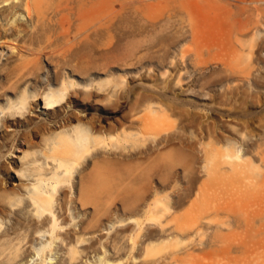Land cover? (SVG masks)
Segmentation results:
<instances>
[{
	"label": "rangeland",
	"instance_id": "374dc122",
	"mask_svg": "<svg viewBox=\"0 0 264 264\" xmlns=\"http://www.w3.org/2000/svg\"><path fill=\"white\" fill-rule=\"evenodd\" d=\"M0 41V146L45 123L24 154L71 167L52 220L10 174L0 264H264V0H0Z\"/></svg>",
	"mask_w": 264,
	"mask_h": 264
},
{
	"label": "bare ground",
	"instance_id": "6f19581e",
	"mask_svg": "<svg viewBox=\"0 0 264 264\" xmlns=\"http://www.w3.org/2000/svg\"><path fill=\"white\" fill-rule=\"evenodd\" d=\"M28 8V7H27ZM30 8V7H29ZM22 9V8H21ZM14 20V19H13ZM33 35V34H32ZM32 35H31V37H32ZM28 37H30V36H28ZM27 37V39L26 40H28L29 38ZM30 37V38H31ZM32 40V39H31ZM33 41V40H32ZM26 42V41H25ZM25 42H24V44H25ZM31 42V41H30ZM0 43H1V41H0ZM31 45V44H30ZM29 45V46H30ZM2 46H3V44H2ZM9 46V45H8ZM23 46H25V48H26V46L27 47H29L28 45H22L21 47L23 48ZM31 47H32V45H31ZM24 48V49H25ZM26 49H28V48H26ZM29 49H30V47H29ZM31 50V49H30ZM25 51H27V50H25ZM33 52V51H32ZM33 53H35V52H33ZM35 55H36V53H35ZM36 56H39V53H37V55ZM36 59V58H35ZM2 79L4 80V82H5V84H7V82H9V74H8V72H5V74L3 73V76H2ZM23 82V81H22ZM10 87V86H9ZM2 87H0V89H1ZM15 88H17V85H16V87ZM4 89V91H2V92H0V102L1 101H3V99L2 98H4L5 96H8V94L10 93V89H12L11 87H10V89H5V88H3ZM10 90V91H9ZM16 91V90H15ZM69 91V85H64V86H62L60 89H58V90H54V91H52L51 93H49V94H47L45 97H44V100H43V102H44V109H46L47 111L48 110H51V109H53L54 107H57L61 102H63V100L65 99V96H66V93ZM39 97V96H38ZM152 98V97H151ZM6 101V104L5 105H9V104H11V102H8V100H5ZM21 103H16L15 104V106H19ZM60 107V106H59ZM21 109V108H20ZM11 110H15V109H11ZM22 110V109H21ZM84 111H86V109L84 110ZM19 112V111H18ZM13 112H11V111H8V110H6V109H1L0 110V125H1V127H4V126H6L7 124H12V117H13ZM72 116V115H71ZM20 117V116H19ZM83 118V117H82ZM62 121V120H61ZM66 121V120H65ZM69 120H67L66 122H64V123H67ZM76 121H78L77 120V118H76ZM84 121V120H83ZM90 121V120H89ZM40 123V122H39ZM82 123V122H81ZM35 123H33V125H34ZM38 124V123H37ZM83 124V123H82ZM82 124H80V121H78L74 126H72V129H70V131L68 130V127H67V133H66V131H65V129H63V131H65V133H60V132H63L62 130H59L58 131V133H60V135H65L64 136V139H62V142H60V143H57V142H55L56 143V146H57V144L59 145H71V144H75L76 142L77 143H80V144H85V143H87V141L89 140V138H94V136H95V133L93 132L94 131V127L93 126H91L92 128L90 129L89 127H90V125H86V124H83V125H85L86 127H84V126H82ZM30 125V124H29ZM32 125V124H31ZM57 125V124H56ZM67 125V124H66ZM116 125V124H115ZM115 125H110L109 126V131H112L113 132V130H114V128H115V130H116V127H115ZM49 126H51V125H48V124H45V123H42V124H38V125H36V127L34 126V128L33 127H31V133H30V135L29 134H24V131L22 130H18L17 132L15 131L14 133H13V135L11 136V138L10 139H7L6 137V139L3 141V144L1 143V146H0V151H1V161H0V191H1V189L3 190V189H5L6 187H8V186H10L11 185V180H10V178H11V173H12V176H13V174H14V177L17 179L18 178V180H20V184L18 185V186H16V188H14L13 189V191H12V193H8V196L9 195H12V196H14L13 194L14 193H17V196L19 197L20 195L21 196H24L25 197V194H27L28 196H30L27 200H29L28 202H29V204H31V205H34L33 207L35 208V210H37V212H45V211H47L48 212V214L46 215V217H45V219L46 220H52V218L54 219L55 217H56V215L54 214V212L52 211V208H53V199L55 198V194L59 191V189H60V187H61V185H62V183H63V181L65 180L64 179V177L66 176V175H68L69 173H71V167L70 166H65L64 167V170H61V168H63V166H61V164H57V165H52V164H49V165H45V161H44V164L43 163H41L42 165H40V160L39 159H35V157H34V159H30L29 160V155H25L24 154V152H26V151H23V147L25 148V147H30V148H32L33 147V145H32V140H33V138H34V136H37V135H39L40 133H41V131L42 130H45V129H48V127ZM64 126V125H63ZM63 126H61V127H63ZM88 126V127H87ZM58 127V126H57ZM59 127H60V125H59ZM52 128H54V127H52ZM63 128H66L65 126L63 127ZM9 129V128H8ZM29 129V128H28ZM62 129V128H61ZM30 130V129H29ZM12 131V130H11ZM49 132H51L50 130H48ZM46 133H47V131H45ZM69 132H73L74 134H75V136H74V134L72 135V133H69ZM100 132V131H99ZM5 133V132H4ZM42 133H43V131H42ZM41 133V134H42ZM56 133V132H55ZM55 133H53V135H51L52 134V132L49 134L52 138H53V136L54 137H58V136H55ZM58 133H56V135L58 134ZM102 135H103V132H100ZM78 134V135H77ZM100 134V135H101ZM8 135V134H7ZM101 135V136H102ZM105 135V134H104ZM129 135V134H128ZM48 136V135H47ZM98 136H99V134H98ZM98 136H96V137H98ZM100 136V137H101ZM1 137H3V136H1ZM44 137V136H43ZM47 138V137H46ZM52 138H50V139H52ZM56 138H55V140H56ZM77 138V139H76ZM102 138H104V137H102ZM180 138V137H179ZM44 140V144H45V137L43 138ZM48 139V138H47ZM54 139V138H53ZM95 139V138H94ZM101 139V138H100ZM102 140V139H101ZM167 140V139H166ZM166 140H165V142H166ZM49 141V140H48ZM51 141H53L54 142V140H51ZM93 141V140H92ZM95 141H97V139H95ZM175 141V140H174ZM191 141H194V140H191ZM1 142V141H0ZM53 142H51V143H53ZM94 142V141H93ZM195 143V142H194ZM234 143V142H233ZM93 144V143H92ZM170 144V143H169ZM47 145H49V146H52L53 144H50V141H49V144H47ZM55 145V144H54ZM238 145V144H237ZM48 146V147H49ZM165 146V145H164ZM234 146V145H233ZM232 146V148H234ZM27 147V148H28ZM226 147V146H225ZM228 147V146H227ZM211 148V147H210ZM224 148V147H223ZM236 148V147H235ZM5 149V151H4V153H3V150ZM156 149V148H155ZM157 149H160V147L158 148L157 147ZM156 149V150H157ZM220 149V148H219ZM223 150H225V149H223ZM233 151H235L234 152V154L236 155L237 154V156H239L238 155V153L240 154V157H242V154H241V152H239V149H238V153L236 152V149H232ZM23 152V153H22ZM28 152H30V155H33L32 153L33 152H31V151H28ZM226 152V151H225ZM6 153H7V155H6ZM18 153H22L23 155H25V157H22V155H21V157L19 158L18 157ZM227 153V152H226ZM229 154H230V152H229ZM233 154V157L235 156ZM228 155V154H227ZM29 156V157H28ZM102 156V155H101ZM237 156H235V157H237ZM96 157H99V154H97V155H95V158ZM228 157H229V155H228ZM232 157V158H233ZM32 158V157H31ZM232 158H230V159H232ZM106 159V158H105ZM250 159V158H249ZM244 160H248V159H245L244 158ZM14 162V163H13ZM239 162V161H238ZM242 162V161H241ZM250 162H251V160H250ZM16 164H18V165H20V170L19 171H17V172H15V173H13V171H16V170H14L15 169V167H16ZM66 164V163H65ZM43 165H45V166H43ZM47 166H49V168L47 167ZM23 169V170H22ZM21 170H22V172L24 171H26V173H21ZM74 170H75V168H74ZM74 172V171H73ZM103 173V172H102ZM10 175V176H9ZM2 177V178H1ZM10 177V178H9ZM186 177V176H185ZM13 178V177H12ZM186 179V178H185ZM26 182H29L30 183V185H31V187H29L28 186V188H25V185H27V183ZM5 191V190H4ZM3 191V192H4ZM5 193V192H4ZM16 196V195H15ZM21 199H22V197H21ZM55 200V199H54ZM81 202H83V201H81ZM182 204V203H181ZM85 205V204H84ZM83 205V206H84ZM157 207V206H156ZM33 208V209H34ZM83 208V207H82ZM5 209V207L0 203V215L2 214V212H3V210ZM155 209V208H154ZM154 211V210H153ZM3 214H4V212H3ZM50 216V217H49ZM1 218V217H0ZM42 218V217H41ZM39 219V218H38ZM2 220V219H1ZM0 220V221H1ZM19 220V219H18ZM39 221V220H38ZM38 221H36V220H34L33 221V223H31V230L28 232V236L30 237V238H36L37 237V235L35 234L34 235V233H35V228H34V226H37V224H38ZM41 221H43V220H41ZM2 222H3V220H2ZM21 224L23 225L24 224V221H23V219L21 218ZM1 223V222H0ZM41 223H43V222H41ZM1 225H2V223H1ZM42 225V224H41ZM51 226H52V224H51ZM1 228V227H0ZM47 231V230H46ZM63 232V231H62ZM49 234H50V236H54V237H56V238H59L60 236H61V233L60 232H55V228H54V231H52V232H48ZM39 236V235H38ZM41 236V235H40ZM39 236V237H40ZM42 236L44 237V236H46V234L44 233V234H42ZM65 236L66 237H68L69 239H71V233L70 232H67V233H65ZM53 237V238H54ZM41 238V237H40ZM52 238V239H53ZM59 239H61V238H59ZM170 239H172V238H170ZM56 241H51V243L49 244V241H48V247H52L54 244L53 243H55ZM57 242H58V239H57ZM162 242V241H161ZM165 242V241H164ZM53 244V245H52ZM78 245H80V244H78ZM73 246V245H72ZM46 246L44 247V249L42 250V252H38L37 251V256L39 257V256H41V259H40V264H50V263H52L51 262V260L49 259V262H47L46 260H47V251H46ZM50 250H53V249H50ZM74 251V250H73ZM77 251V250H76ZM50 252H52V251H50ZM39 253V254H38ZM41 253H42V255H41ZM103 253H104V251H103ZM11 254V253H10ZM24 255L26 254V252L25 253H23ZM12 256V255H11ZM35 256V255H34ZM34 256H33V258H34ZM73 256V255H72ZM36 257V256H35ZM50 257V256H49ZM104 257V256H103ZM40 258V257H39ZM54 259V258H53ZM76 259V258H75ZM101 260V259H100ZM16 261V260H15ZM29 261V260H28ZM30 261H31V259H30ZM33 261V260H32ZM31 261V262H32ZM55 261V260H54ZM30 262V263H31ZM34 262V261H33ZM89 263V262H88ZM91 263V262H90ZM89 263V264H90ZM108 263V262H107ZM85 264H86V262H85Z\"/></svg>",
	"mask_w": 264,
	"mask_h": 264
}]
</instances>
